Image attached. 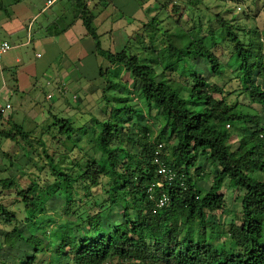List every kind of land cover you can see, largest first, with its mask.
<instances>
[{
	"label": "trees",
	"instance_id": "1",
	"mask_svg": "<svg viewBox=\"0 0 264 264\" xmlns=\"http://www.w3.org/2000/svg\"><path fill=\"white\" fill-rule=\"evenodd\" d=\"M70 1L96 53L109 64L99 69L109 109L106 117L91 118L90 129L81 128L86 143L100 154L86 158L84 167L76 162L77 174L57 165L45 142L21 125L4 129L12 115L5 122L0 119V139L20 138L45 153V160L36 158L24 183L0 178L2 188H14L28 215L27 235L18 229L15 213L0 202V219L12 225L9 235L33 249L23 264H33L42 251L50 254L53 264H264V126L258 114L242 111L236 100L245 95L264 106V48L244 43L236 26L219 13L217 30L209 27L202 36L201 25L187 29L180 17L174 29H164L156 14L139 27L149 39L148 48L133 52L127 42L113 51L101 44L88 0ZM98 1L105 5L111 0ZM197 2L201 0L184 4L192 8ZM182 37H187L184 44L176 42ZM222 43L230 48L225 64L214 51ZM200 61L205 66H199ZM205 67L213 75L233 67L234 76L220 86L210 82ZM125 74L132 89L117 79ZM116 87L123 88L121 93L106 96ZM132 92L140 106L129 102ZM143 117L156 122L142 124ZM52 127L77 142L70 118L55 116ZM234 134L239 138L232 143ZM201 156L218 167L206 190L190 171L195 167L201 177L196 166ZM45 165L52 181L41 184ZM161 167L165 173L159 172ZM226 180L243 190L241 209L219 225L209 215L224 211L221 188ZM94 187L100 192L93 193ZM163 194L167 201L159 206ZM55 198L64 200L63 213L74 218L48 231L49 219L45 224L38 215ZM51 243L55 246L49 249Z\"/></svg>",
	"mask_w": 264,
	"mask_h": 264
},
{
	"label": "rangeland",
	"instance_id": "2",
	"mask_svg": "<svg viewBox=\"0 0 264 264\" xmlns=\"http://www.w3.org/2000/svg\"><path fill=\"white\" fill-rule=\"evenodd\" d=\"M94 1V0H93ZM186 0H111L105 4L95 0L92 6V11L95 14L93 25L100 35L102 46L110 48L113 51H120L127 42L131 43L133 52H141L148 48L151 44L147 35L139 29L141 24L149 21L154 15L158 14L162 20L164 29L175 25V20L180 17L182 26L189 29L195 25H201L199 36L205 34L207 28L217 30L218 23L216 14H220L224 19L236 26L235 31L239 34L244 43L253 46H262L264 48V0H201L189 6L184 3ZM180 4L179 11H174V5ZM174 29V26L172 27ZM137 32V33H136ZM176 40V39H175ZM187 37L177 38L176 42L184 44ZM214 51L219 56L220 60L225 64L228 60L230 48L222 43L217 46ZM29 53L32 54L31 49ZM199 66L205 64L200 61ZM107 65L103 67L108 68ZM210 67L206 69L205 75L210 82H216L222 86L228 83L229 78L234 76L233 67H228L221 75H213L210 73ZM99 76V74H98ZM177 79L175 76L173 77ZM121 80L129 89H132V83L129 75H123L117 78ZM182 81V80H181ZM66 84V83H65ZM233 81L228 84L231 86ZM106 83L104 78L99 76L98 80L87 81L81 75L73 80H69L68 92L61 88L58 92L55 102L51 105L50 100L46 99L41 94L40 101L43 106L36 103L35 98L24 97L20 107L11 104V110L8 115L1 120H5L9 115L11 119L4 123V129L10 128L11 124H19L23 130L30 132L34 138L42 139L47 147V152L52 154L54 162L62 169L73 171L74 174L79 173L76 162L81 167L86 166L85 161L91 154L99 156L100 152L96 153L92 145L86 143V136L82 133V127L86 130L90 129L92 117L102 119L106 117L109 106L104 100L103 89ZM123 88L116 87L106 91V96L111 98V94L121 93ZM112 92V93H111ZM185 94V92H184ZM47 95V98L52 97ZM132 100L129 102L136 106L141 105L135 97V93L130 94ZM235 96H232L234 98ZM237 102L240 104V109L245 112L258 114L262 118L264 126V106L251 103L247 96H236ZM55 99V98H54ZM38 100V99H37ZM155 110L152 109L154 114ZM63 117L70 118L76 128V133L72 139H68L66 134L57 133V128L52 127L53 118ZM9 119V118H8ZM7 121V120H5ZM4 121V122H5ZM150 122L155 124V119L143 117L141 123ZM231 129V126H226ZM53 136H56L55 138ZM239 136L234 134L231 142H236ZM78 143L80 147L75 145ZM35 145V144H34ZM42 157L45 160V153L39 145L33 148L26 145L20 138L17 142L8 139H0V178H13L14 180L26 179L25 174L34 167L36 158ZM46 166V165H45ZM196 166L201 168L202 175L200 178L196 176L194 169H190L191 176L200 188L207 189L212 182V176L217 172L218 167L215 163L208 162L205 157L201 156L197 160ZM41 180L44 183L46 179L52 181L50 169L46 166L40 174ZM197 178V181H196ZM80 191V196H83V191ZM226 198L224 211L218 210L209 215L210 220L214 223L222 225L226 220L233 217V213L241 209L240 198L243 194L241 188L232 186L229 181H225L221 188ZM93 193L100 192L99 187L92 188ZM0 202L9 210L13 211L16 217L20 220L17 227L25 234H30V225L27 221L28 215L24 212V206L18 199L14 188H2L0 185ZM47 210L38 215L43 223H47L48 231L56 230L57 224L63 220H73V216L63 213L66 204L64 200L55 198L49 201ZM221 228H224L221 226ZM12 230V225L5 224L0 219V264H23L25 257L30 256L33 252L32 247L24 241L15 240L13 235H9ZM34 233L40 236L39 231ZM46 243V241H44ZM55 244L51 243L49 249H52ZM33 264H53L50 254L47 251L36 253Z\"/></svg>",
	"mask_w": 264,
	"mask_h": 264
},
{
	"label": "crops",
	"instance_id": "3",
	"mask_svg": "<svg viewBox=\"0 0 264 264\" xmlns=\"http://www.w3.org/2000/svg\"><path fill=\"white\" fill-rule=\"evenodd\" d=\"M94 1L88 0L90 9ZM1 2L0 42L12 45L0 61L1 97L20 107L25 96L40 104L41 94H52L51 105L61 88L68 92L69 80L79 75L99 79V69L108 62L96 53L70 0Z\"/></svg>",
	"mask_w": 264,
	"mask_h": 264
},
{
	"label": "built area",
	"instance_id": "4",
	"mask_svg": "<svg viewBox=\"0 0 264 264\" xmlns=\"http://www.w3.org/2000/svg\"><path fill=\"white\" fill-rule=\"evenodd\" d=\"M51 2L52 0H48V3ZM11 49H12V45L9 42L7 41L0 42V61L4 56V54L10 51ZM11 107H12L11 103L0 96V119H2L3 117L5 118L8 115L9 111L11 110ZM159 172L165 173L166 172L165 168L161 167ZM157 184L160 185V183ZM166 201H167V197L163 194L162 198L158 202V205L162 206L165 204Z\"/></svg>",
	"mask_w": 264,
	"mask_h": 264
}]
</instances>
